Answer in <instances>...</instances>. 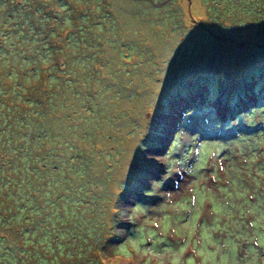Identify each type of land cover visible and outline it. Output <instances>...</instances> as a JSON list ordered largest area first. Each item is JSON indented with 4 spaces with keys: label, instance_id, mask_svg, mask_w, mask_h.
<instances>
[{
    "label": "rangeland",
    "instance_id": "rangeland-1",
    "mask_svg": "<svg viewBox=\"0 0 264 264\" xmlns=\"http://www.w3.org/2000/svg\"><path fill=\"white\" fill-rule=\"evenodd\" d=\"M202 1L110 0L122 45L90 51L82 86L110 112L69 142L107 179L125 264H264V40L218 33Z\"/></svg>",
    "mask_w": 264,
    "mask_h": 264
},
{
    "label": "trees",
    "instance_id": "trees-1",
    "mask_svg": "<svg viewBox=\"0 0 264 264\" xmlns=\"http://www.w3.org/2000/svg\"><path fill=\"white\" fill-rule=\"evenodd\" d=\"M109 1L0 0V264H125L107 248L116 232L103 212L107 179L69 142L83 112L109 110L82 86L101 39L122 45ZM202 2L218 33L264 40V0Z\"/></svg>",
    "mask_w": 264,
    "mask_h": 264
},
{
    "label": "snow or ice",
    "instance_id": "snow-or-ice-1",
    "mask_svg": "<svg viewBox=\"0 0 264 264\" xmlns=\"http://www.w3.org/2000/svg\"><path fill=\"white\" fill-rule=\"evenodd\" d=\"M158 76H159V71L157 70V77H158ZM161 95H163V93H161ZM148 99L150 100L151 97H149ZM138 159L141 160V161L146 160V156H145V154H144L143 152H141V153L139 154V156H138ZM175 259H176L177 261H179V256H177Z\"/></svg>",
    "mask_w": 264,
    "mask_h": 264
},
{
    "label": "clouds",
    "instance_id": "clouds-1",
    "mask_svg": "<svg viewBox=\"0 0 264 264\" xmlns=\"http://www.w3.org/2000/svg\"><path fill=\"white\" fill-rule=\"evenodd\" d=\"M178 256V255H177Z\"/></svg>",
    "mask_w": 264,
    "mask_h": 264
}]
</instances>
